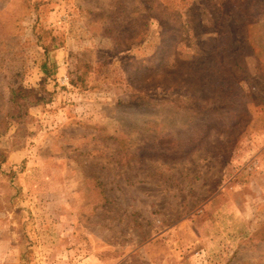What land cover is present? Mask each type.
Wrapping results in <instances>:
<instances>
[{"label": "rangeland", "instance_id": "obj_1", "mask_svg": "<svg viewBox=\"0 0 264 264\" xmlns=\"http://www.w3.org/2000/svg\"><path fill=\"white\" fill-rule=\"evenodd\" d=\"M0 264H264V0H0Z\"/></svg>", "mask_w": 264, "mask_h": 264}, {"label": "trees", "instance_id": "obj_2", "mask_svg": "<svg viewBox=\"0 0 264 264\" xmlns=\"http://www.w3.org/2000/svg\"><path fill=\"white\" fill-rule=\"evenodd\" d=\"M41 71L45 76L48 74V70H47L45 64H43L41 66ZM15 91H16V89L11 91L12 94H11L10 102L16 106V105H18V101L22 98L21 97L22 91H19V92H15Z\"/></svg>", "mask_w": 264, "mask_h": 264}]
</instances>
